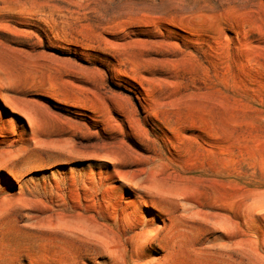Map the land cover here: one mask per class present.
Masks as SVG:
<instances>
[{"label": "rangeland", "instance_id": "1", "mask_svg": "<svg viewBox=\"0 0 264 264\" xmlns=\"http://www.w3.org/2000/svg\"><path fill=\"white\" fill-rule=\"evenodd\" d=\"M0 264H264V0H0Z\"/></svg>", "mask_w": 264, "mask_h": 264}]
</instances>
